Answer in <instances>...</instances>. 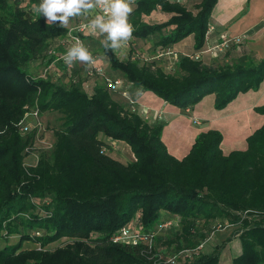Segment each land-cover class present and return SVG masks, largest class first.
<instances>
[{"label":"trees","instance_id":"16d2710c","mask_svg":"<svg viewBox=\"0 0 264 264\" xmlns=\"http://www.w3.org/2000/svg\"><path fill=\"white\" fill-rule=\"evenodd\" d=\"M218 2L201 0L194 11L178 0H136L127 59L103 48L112 70L133 88L183 111L211 94L215 109L223 110L240 94L259 90L264 58L245 54L218 66L192 58L207 48ZM39 3L0 0V241L20 236L18 243L0 248V264H170L173 255L157 249L158 234L152 248L113 238L123 227L149 234L171 220L178 230L167 245L175 255L207 239L202 227L215 223L217 231L239 225L242 252L232 264H264V125L247 138L246 150L225 155L223 134L209 130L177 159L162 140L166 124L149 123L106 83L88 93L80 83L66 87L28 73L40 58L47 65L56 60L49 51H64L61 41L70 30L35 14L33 6ZM157 10L169 19L144 20ZM191 35L195 52L180 57L176 74L135 57L140 42L152 37L160 53ZM28 106L64 119V126L54 130L53 150L41 152L35 165L25 164L35 135L23 134L19 126ZM255 111L264 115V105ZM101 137L126 143L135 161L116 160L112 145ZM63 239L68 243L55 253L22 250L25 242L43 248ZM200 252L181 255L185 261L180 257L177 264L220 263V249Z\"/></svg>","mask_w":264,"mask_h":264},{"label":"crops","instance_id":"0c3cea01","mask_svg":"<svg viewBox=\"0 0 264 264\" xmlns=\"http://www.w3.org/2000/svg\"><path fill=\"white\" fill-rule=\"evenodd\" d=\"M178 1L194 11L195 6L201 2V0ZM134 6L133 4V8ZM157 14H162L165 17L162 22L167 21L170 17L168 14L157 10L145 18H156ZM95 15L93 10L88 14V16ZM263 19L264 0H219L211 17L210 24L213 30L209 32V44L218 43L222 35H227L229 38H233L234 41L225 55L211 58L209 55L204 54L203 61L208 65L218 66L233 63L245 54L253 55L258 61L262 60L264 58ZM188 39H191V45L181 49V56L195 52L193 35L181 43ZM171 50L175 51L176 49L172 47ZM124 87L122 88L123 91H129L130 89V97L135 101L134 106H131L132 110L135 109L139 113L148 111L150 114L148 122L151 124L160 122L166 124L162 140L170 154L177 159L186 157L198 135L209 130H218L223 134L221 149L225 155L233 151L246 150L248 147L247 138L264 125V115L255 111L257 107L264 105V81L259 90L240 94L235 101L223 110L215 109L216 98L214 94L206 96L190 110L183 111L166 103L152 92H142L129 84ZM119 93H117V99L127 103L128 100ZM101 139H104V137H101ZM104 140L108 141L113 150L116 151V153L114 152L115 156L111 153L116 160L122 162V159H126L124 157L126 156L130 159V162L135 161V156L126 143L110 138ZM119 144L125 150H129L131 156L121 154L119 149L115 148Z\"/></svg>","mask_w":264,"mask_h":264},{"label":"rangeland","instance_id":"374dc122","mask_svg":"<svg viewBox=\"0 0 264 264\" xmlns=\"http://www.w3.org/2000/svg\"><path fill=\"white\" fill-rule=\"evenodd\" d=\"M133 8V4H132ZM94 18L93 16L82 15L72 19L69 23V29L74 28L78 25L79 21L82 19L91 20ZM165 19L162 14H157L156 18H144V20L148 23L162 22ZM105 38L104 35L98 33L95 36H90L84 40L83 46L87 48V50L91 53L95 63L94 65L100 66L102 68L101 73L93 72L91 70L92 65L83 64L79 61L73 63L71 66L63 65L61 62L52 60L51 64L47 65L44 58H40L37 62H32L28 67V73L33 77H40L45 79H52L55 82L61 83L66 87H70L74 83H80L82 88L88 93H92L94 87L97 84H104L107 82V79L115 80L121 79L125 82L124 86H127L128 83L124 80L121 73L115 72L112 70L109 58L104 54L103 46L101 41ZM156 37H152L151 39L140 42V57L142 60H149V62H155L156 65L162 67L167 73L176 74L178 69L176 68V64H174V60H169L166 57L160 59L156 58L158 54V49L155 46ZM190 40L188 39L183 43L176 44L175 51L179 52V58L181 57V49H184L187 46H190ZM129 47L125 43L123 46L116 50L115 53L121 60H126L129 52ZM46 63V64H45ZM49 66V67H48ZM67 66V67H66ZM121 95V93H120ZM122 96V95H121ZM129 103V102H128ZM33 109V108H31ZM25 114L28 113V110L25 109ZM30 111V110H29ZM29 126L31 127V131L28 132L35 135L34 139V150L27 156L25 159L26 165H35L38 161V157L41 152H51L54 146V130L62 128L64 126L63 115L58 112H46L40 113L39 119L36 120L31 118V116L27 119ZM106 139V138H104ZM115 148H118L121 154L130 155V151L125 150L122 145H116ZM115 150H111L110 153L115 156ZM117 156V155H116ZM126 159H122V162L129 163L130 159L124 156ZM175 222L172 227L161 230L160 226H156L155 229L158 231V238H160L157 243V249L161 250L162 253L167 255H175L177 252L173 248H169L167 245V240L173 237L176 230H178V225L176 224V220H171ZM215 223L211 224L208 228H203L204 234L206 238H209V242L201 249L204 255H209L215 252L217 249L221 250V258L219 264H232L233 259L239 253L242 252V244L239 238L241 234V229L239 225H234L230 227H220L215 231L214 229ZM20 239L19 235H13L7 240L3 239L0 241V248H3L6 244H16ZM202 240H200L201 242ZM68 243L66 239L61 241H57L55 243L49 244L45 247H41L39 244L34 242H25L23 244L22 250H42L43 252H51L55 253L57 250L64 247V245ZM42 248V249H41ZM189 248H185L184 251H190ZM200 254V255H201ZM198 256V255H197ZM185 260L181 257L180 262L183 263ZM31 264H35L32 262Z\"/></svg>","mask_w":264,"mask_h":264},{"label":"clouds","instance_id":"9594fccd","mask_svg":"<svg viewBox=\"0 0 264 264\" xmlns=\"http://www.w3.org/2000/svg\"><path fill=\"white\" fill-rule=\"evenodd\" d=\"M132 4L133 0H40L33 6V12L43 16L47 24L58 23L59 27L68 28L72 19L100 8L105 15H95L88 27L93 33L98 31L105 36L101 41L105 49L116 51L132 38L134 28L128 22ZM63 60L69 66L77 61L87 65L95 63L91 53L79 41L66 50Z\"/></svg>","mask_w":264,"mask_h":264},{"label":"built area","instance_id":"2783aa9c","mask_svg":"<svg viewBox=\"0 0 264 264\" xmlns=\"http://www.w3.org/2000/svg\"><path fill=\"white\" fill-rule=\"evenodd\" d=\"M136 0H133V4H135ZM94 13L97 14H102L105 15V13L103 12L102 9L100 8H96L93 10ZM94 17V16H93ZM90 20H85L82 19L79 21L78 25H76L74 28H71L69 30L68 33V37L67 39L61 41V44L64 45V51H56L55 49H52L49 51L50 55H55L56 57V61H62L64 63L63 60V56L66 52V50L73 46L77 41L81 42L82 44L84 43V39L83 37L85 36H95L97 35L99 32L97 31L96 33H93L89 27H88V23ZM128 22L131 24L130 21V16L128 17ZM263 24H264V19H263ZM132 25V24H131ZM213 30V27L210 26L209 27V32ZM209 32H208V36H209ZM208 39V44H207V48L205 51H203L201 54L192 56L193 59L195 60H202L203 61V56L204 54L209 55L211 58H217L221 55H224L227 50L229 49L231 43L234 41L233 38H229L227 35H222L220 38V41L216 44H209V37ZM131 40V39H130ZM130 40L128 42H126V44L128 45L129 49H131V42ZM140 52L138 51L137 53H135V57L141 58L140 57ZM166 57L169 60H174V64H176L178 62L179 58V53L170 50L167 51H162L160 53L157 54L156 58L154 59H160ZM142 63H147L149 62V60L146 58V60H142ZM75 63V62H74ZM65 64V63H64ZM67 65V64H65ZM69 66V65H67ZM91 70L93 72H97V73H101L102 68L100 66L94 65L91 67ZM107 84V87L111 90L120 92L121 95L126 98L129 103L131 104V106H134L135 101L132 100V98L130 97V94L128 92V90H122L123 85L125 84V82H123L121 79H115V80H110L107 79V82H105ZM32 107H26V110H28V113H26L24 115V118L21 120V122L19 123L20 126V130L23 134H28V132L31 131V127L29 126V123L27 122V119L31 116V118H34L36 120L39 119L40 116V109L38 107H34L33 109H31ZM30 110V111H29ZM134 112H138L135 111V109H133ZM139 113V112H138ZM145 120L148 121L149 119V112L148 111H143L141 113H139ZM175 222L173 221H167V222H163L161 224H159L158 226H160L161 230L163 229H167L173 226ZM178 225V223H176ZM175 225V224H174ZM230 227V226H228ZM158 234V231L155 230L153 233H142L140 230L138 229H134L131 227H123L113 238L114 242H120V243H125V244H133V245H137V244H145L147 246H149L150 248L154 247V237ZM209 242V238H207L204 242L201 243V245H199L196 249L192 250L193 254H198L199 251H201V249L206 245V243ZM190 251H183L180 252L178 255H173V256H169V258L167 259V262L170 264H177L179 258L181 257V255L185 254L188 255ZM191 253V254H192Z\"/></svg>","mask_w":264,"mask_h":264}]
</instances>
